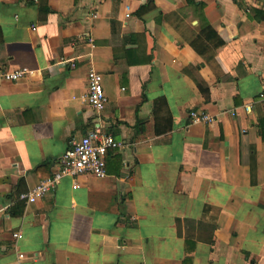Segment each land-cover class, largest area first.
<instances>
[{
	"label": "crops",
	"instance_id": "obj_1",
	"mask_svg": "<svg viewBox=\"0 0 264 264\" xmlns=\"http://www.w3.org/2000/svg\"><path fill=\"white\" fill-rule=\"evenodd\" d=\"M19 67L0 80V264H264V0H0V71ZM95 127L122 144L104 177L17 200Z\"/></svg>",
	"mask_w": 264,
	"mask_h": 264
},
{
	"label": "built area",
	"instance_id": "obj_2",
	"mask_svg": "<svg viewBox=\"0 0 264 264\" xmlns=\"http://www.w3.org/2000/svg\"><path fill=\"white\" fill-rule=\"evenodd\" d=\"M128 10V6H126ZM129 12L126 13V16ZM59 63H68L75 66L73 59L61 58ZM33 71L27 67H19L11 70H1L0 80L18 81L32 74ZM80 98L89 104L94 110L100 111L106 104L108 98L102 84V75L95 69L90 68L87 72V83L85 91ZM251 104L244 106V110L249 112ZM230 114L234 110L228 111ZM188 121L190 124L213 123L216 117L203 110L190 109L188 111ZM120 141L116 140L111 133L102 131L99 127L90 129L78 140H73L68 149L60 158L59 168L49 176L40 180L32 188L18 194L17 200L23 204L34 203L42 199L55 185L66 176L75 177L80 174L89 173L95 177L102 178L106 175V153L109 149L121 147ZM74 184V187H77ZM14 237H20L19 233H14ZM23 254L19 253V258Z\"/></svg>",
	"mask_w": 264,
	"mask_h": 264
},
{
	"label": "trees",
	"instance_id": "obj_3",
	"mask_svg": "<svg viewBox=\"0 0 264 264\" xmlns=\"http://www.w3.org/2000/svg\"><path fill=\"white\" fill-rule=\"evenodd\" d=\"M152 5H153V4H150V3H147V4L143 3V4H141L140 7L138 8V10L136 11L137 14H138V15H141L142 13L148 11V9H151V6H152ZM220 42H222V41H220ZM220 42H219V43H220ZM220 44H221V43H220ZM219 46H220V45H219ZM258 124H260V125H259V133L261 134L262 139H264V117L259 118V120H258ZM108 151H109V150H108ZM108 151H107V153H108ZM107 153H106V155H107Z\"/></svg>",
	"mask_w": 264,
	"mask_h": 264
}]
</instances>
